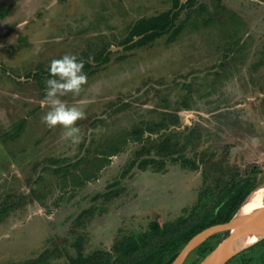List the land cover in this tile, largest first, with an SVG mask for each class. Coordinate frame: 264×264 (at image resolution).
Masks as SVG:
<instances>
[{"label":"rangeland","instance_id":"obj_1","mask_svg":"<svg viewBox=\"0 0 264 264\" xmlns=\"http://www.w3.org/2000/svg\"><path fill=\"white\" fill-rule=\"evenodd\" d=\"M174 6L0 0V264H71L95 252L113 262L114 246L152 222L197 205L200 214L247 177L264 183V0H194L175 34L127 43L139 21ZM65 54L94 65L83 67L79 96L61 98L86 113L76 142L42 122L50 62ZM157 125L152 138L171 139L174 151L165 171L127 172L140 150L133 141L97 171L126 133ZM182 156L197 168L171 161ZM217 234L219 244L228 235Z\"/></svg>","mask_w":264,"mask_h":264},{"label":"trees","instance_id":"obj_2","mask_svg":"<svg viewBox=\"0 0 264 264\" xmlns=\"http://www.w3.org/2000/svg\"><path fill=\"white\" fill-rule=\"evenodd\" d=\"M194 0H187L183 5H180L181 0H175V6L172 10L156 17L143 19L134 27V35L131 36L127 43H131V47L137 45H145L165 35H173L175 19L179 13ZM142 36L140 39L134 40V37ZM136 39V38H135ZM134 40V41H133ZM104 59L106 56L104 55ZM84 62V68L93 67L87 60ZM101 62L96 63L98 66ZM177 119V117H175ZM177 122V121H176ZM174 122V124H176ZM161 126L155 128L143 129L137 127L126 133L120 143L110 149V153L105 155L104 160L97 167V171L109 163L112 156L121 153L128 142L133 141L140 145V150L136 153V158L131 162L128 171L134 167L144 171L151 168L155 172L165 171V159L173 154L168 151L170 148L171 139L165 138L164 142H158L153 139V134L160 132ZM148 134L147 137L145 135ZM173 137V136H172ZM177 137V135H175ZM114 145V144H113ZM154 152L160 158L159 161L151 156ZM141 158V159H140ZM172 162L180 161L183 165L189 166L191 169H196V165L189 159L176 157L171 159ZM95 178V177H93ZM257 182L255 178L247 177L241 181L233 182L231 186L223 192V194L215 199L207 208L200 214L199 205L194 207L189 216L180 217L175 222L165 223L160 225L157 222H152L149 230L138 236H132L125 241L118 242L114 246V253L117 257L111 262L110 254L103 256L101 252H95L87 257L78 256L76 259H70L71 264H171L186 244L197 234L202 231L227 223L234 216L241 203L246 196L256 188ZM187 210H184V212ZM225 237V234H216L208 238L203 244L194 250L196 259L192 264H198L206 257L219 242ZM260 251L257 254L255 251ZM264 240L236 256V264H264ZM234 259H232L234 261ZM231 260V261H232ZM230 261V262H231ZM228 262L227 264H229ZM25 264H48L46 259L38 257L26 262Z\"/></svg>","mask_w":264,"mask_h":264},{"label":"clouds","instance_id":"obj_3","mask_svg":"<svg viewBox=\"0 0 264 264\" xmlns=\"http://www.w3.org/2000/svg\"><path fill=\"white\" fill-rule=\"evenodd\" d=\"M83 67L84 62L75 55L65 54L52 60L41 101V105L47 107L42 122L50 129L59 126L63 138L69 142L78 141L81 130L77 121L83 120L86 113L82 108L69 105L61 98L69 94L79 96L88 79Z\"/></svg>","mask_w":264,"mask_h":264},{"label":"water","instance_id":"obj_4","mask_svg":"<svg viewBox=\"0 0 264 264\" xmlns=\"http://www.w3.org/2000/svg\"><path fill=\"white\" fill-rule=\"evenodd\" d=\"M264 193V183L254 188L241 203L240 207L231 218L225 224L216 225L210 227L201 233L208 232L205 239L195 248L188 251L182 261L179 262L180 256L186 249L189 242L196 237L194 236L178 254L175 260L171 264H183L187 256L203 244L212 235L225 232L228 230V235L223 243H220L216 248L211 251L206 257H204L198 264H227L239 254L252 248L259 242L264 240V216H258V209L256 199ZM230 225L229 229L226 230H215L216 227Z\"/></svg>","mask_w":264,"mask_h":264},{"label":"bare ground","instance_id":"obj_5","mask_svg":"<svg viewBox=\"0 0 264 264\" xmlns=\"http://www.w3.org/2000/svg\"><path fill=\"white\" fill-rule=\"evenodd\" d=\"M255 203H256L255 205H257V209H258V216L259 217L264 216V193L256 199ZM229 227H230V225H223V226L216 227L215 230H218V229L219 230H223V229L226 230V229H229ZM226 232L228 233V230H226ZM207 235H208V232H204V233H201V234L197 235L196 237H194L189 242V244L187 245L186 249L184 250V252L180 256V259L178 261L181 262L184 255L188 251H190L193 248H195L196 246H198L205 239V237Z\"/></svg>","mask_w":264,"mask_h":264}]
</instances>
